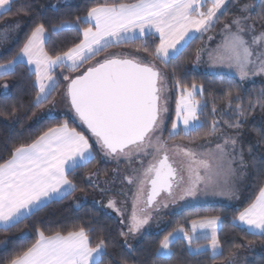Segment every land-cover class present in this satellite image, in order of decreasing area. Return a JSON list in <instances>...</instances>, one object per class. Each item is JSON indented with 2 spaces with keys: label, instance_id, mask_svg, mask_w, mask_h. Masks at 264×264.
<instances>
[{
  "label": "snow or ice",
  "instance_id": "snow-or-ice-1",
  "mask_svg": "<svg viewBox=\"0 0 264 264\" xmlns=\"http://www.w3.org/2000/svg\"><path fill=\"white\" fill-rule=\"evenodd\" d=\"M12 2L0 0V9L11 11ZM239 2L136 0L135 3H99L91 7L84 17H77L75 24L52 26L53 31L71 28L81 33L82 40L67 51L50 55L45 48L46 41L51 39L49 29L43 22H37L19 52L8 63L0 64V78L14 74L20 64L31 66V74L38 85L35 98V106L38 107L49 102V97L59 87L60 80L53 75L55 69L76 71L109 48L141 41L143 52L152 59L113 53L80 75L69 77L61 74L64 80H68L65 96L74 116L90 130L100 152L116 160L123 158L128 164L134 157L151 158L147 166L141 159V167L133 169V175L126 177L129 183L135 181L137 185L136 204L140 203L145 187L150 185V190L143 201L144 207L137 210L134 204L128 232H121V235L139 232L148 224L151 215L147 209L156 203L161 193L173 200L177 197L180 200L195 198L198 193L206 194L209 190L213 194L235 195V183L230 178L236 176L237 169L232 165L238 164L241 169L246 167L244 150L238 147L239 133L223 137V143H217L214 152H197L182 145L170 146L168 140L181 134L191 137L205 126L201 116L208 108V102L197 98L203 95L202 85L192 83L189 87L176 76V68H173V87L178 92L175 120L167 130L168 140L162 139L168 112L167 97L164 96L169 90L168 76L156 62L165 67L170 65L197 38V33L203 34L214 27L219 21L217 13L224 15L226 5H238ZM249 7L244 4L239 8L242 14L225 25L223 41L208 53L212 65L220 66L222 78L225 75L231 77L234 73L244 80L250 74L264 73V32L256 33ZM259 18L264 19V13ZM233 26L235 31H232ZM146 33L159 38V44L151 51L143 40ZM248 34H251L250 38H246ZM0 35L7 39V29ZM199 58L198 52L197 61ZM3 87L6 89L8 86L5 84ZM225 99L229 109H233L235 104L233 111L239 117L232 123L225 121L229 128H242L246 112L253 111L257 105L264 109V90L254 103L249 101L247 109L241 106V97H233L231 90ZM212 111L216 112L215 103ZM51 114L52 110H49ZM218 128L219 123L213 121L212 133ZM260 135L264 139V132ZM248 151L251 152V148ZM169 152L173 156L182 155L183 159L173 160ZM95 159L96 152L89 138L70 127L67 120L56 127H49L31 143L15 147L11 157L0 163V228L16 227L52 202L77 191L76 184L68 178L69 173L86 167ZM212 161L216 162L215 168ZM108 207L115 208V201L110 200ZM226 219L205 216L191 220V232L179 228L175 234L169 233L164 237L158 249L159 257L171 259L175 255L171 245L176 239L186 240L189 250L196 253L207 249H192V244L206 240L213 258L223 256L219 231L223 230ZM231 224L250 235L264 237V186L242 211L231 217ZM90 231L83 226H74L46 234L37 228L35 242L15 252L7 264H103L108 256V245L100 239L93 246ZM230 255L233 258L229 259V264H236L235 254Z\"/></svg>",
  "mask_w": 264,
  "mask_h": 264
},
{
  "label": "trees",
  "instance_id": "trees-1",
  "mask_svg": "<svg viewBox=\"0 0 264 264\" xmlns=\"http://www.w3.org/2000/svg\"><path fill=\"white\" fill-rule=\"evenodd\" d=\"M59 0H15L11 4V11L0 15V33L7 29V39L0 35V64L8 63L23 47L27 36L30 34L35 23L43 22L49 29L50 41H47L46 50L50 55H57L67 51L82 40V35L75 29L67 28L62 31H53L52 26H59L61 23L75 24L77 17H84L87 11L99 3H135L136 0H80L74 5H65L58 7ZM247 4L250 7L252 23L256 25V31L264 32V19H260V14L264 13V0H240L239 4L227 5V11L219 16V21L209 31L204 32L193 39L179 57L165 67L158 64L166 72L170 90L172 92V114L169 121V129L174 118L175 103L178 92L173 87L172 69L176 68V76L181 81L191 86L192 83L203 86L202 102H208V108L205 109L201 120L205 121V126L186 137L183 134L172 139L173 142L184 141L190 144H197L206 141L213 133L211 125L217 121L219 126L228 127V123L239 119L233 109L226 105V95L229 90L232 96L241 97L240 104L244 108L249 107V101L255 102L258 94L264 90L263 84H242L236 77L227 75H213L204 72H198L193 69L195 57L200 46L206 40L207 36L224 24L229 18L238 14L240 5ZM30 6V10H29ZM223 11V10H222ZM19 27H15V25ZM87 25H82L86 27ZM147 42L149 51L159 44L156 37L144 39ZM124 49L136 51L152 58L148 53L143 52L142 43L138 40L134 44H123L107 49ZM107 51L101 53L105 54ZM99 55V56H100ZM97 56V57H99ZM95 57L94 59H96ZM94 59L84 63L76 71H68L65 68L57 70L55 75L60 80L59 87L49 97V102L41 106H35L37 87L35 85V76L31 74L25 64H20L14 74L0 78V87L7 84L9 91L4 94L0 91V163L11 157L12 150L21 144H29L37 139L49 127H56L68 121L70 127H75L77 131L84 134L83 130L73 122L69 117L55 116V103L62 94L68 80H64L59 74L62 70L65 75L75 77ZM180 66L177 68V66ZM215 103L216 112L212 111ZM49 110H52L51 116ZM45 113V117H41ZM48 115V116H47ZM244 131V146L247 150L251 148L249 155V174L248 184L242 201L238 205H202L188 208L179 214L172 215L168 225L152 234H146L132 248L128 249L123 243L124 232L119 220L108 214L103 209L90 203L76 207L74 200L79 194H87L90 186L89 177L98 175L105 178L108 175L109 167L101 163V156L97 149L96 159L86 167L77 168L69 173V179L77 186V191L64 199L52 202L43 210L18 224L16 227L4 230L0 228V264H7V261L13 254L22 250L37 239L36 229L44 230L46 234L50 231L67 230L74 226H83L91 229L90 238L93 246L104 239L108 245V256L104 258L103 264H226L232 257L230 253L245 251L253 246H259V252L253 254V258L248 264H264V237L250 235L240 227H233L231 217L242 211L258 194L259 188L264 186V139L260 133L264 132V109L259 105L253 111L246 112V121L241 128ZM85 135V134H84ZM86 136V135H85ZM90 142V141H89ZM91 144V143H90ZM221 216L227 217L224 221L223 230L219 231L221 243L224 247L223 256L213 258L210 251L192 253L183 239H177L171 245L175 255L171 259H161L158 255L160 242L169 233H174L179 228H184L190 232V223L193 219L202 217ZM125 233V232H124ZM208 243L202 241V245ZM239 245V247H236Z\"/></svg>",
  "mask_w": 264,
  "mask_h": 264
},
{
  "label": "rangeland",
  "instance_id": "rangeland-1",
  "mask_svg": "<svg viewBox=\"0 0 264 264\" xmlns=\"http://www.w3.org/2000/svg\"><path fill=\"white\" fill-rule=\"evenodd\" d=\"M78 0H62L60 4H70L74 3ZM244 5V4H242ZM240 5V7L242 6ZM250 12V8H249ZM242 13L238 11V14L229 18L224 24L219 26L216 31L209 34L203 44L200 46L199 52V61H195L193 64V69L198 72H204L208 74L217 75L221 72L220 66H213L209 60L208 53L211 50L216 49L217 45L221 44L225 36V25L230 24L232 19L236 16L241 15ZM252 23V22H251ZM232 31H235V27L233 26ZM256 33H260L256 31ZM251 34L246 35V38H250ZM211 37V38H210ZM133 52V51H132ZM130 55H138L144 57L145 59H151L140 52L134 51ZM197 57V55H196ZM158 67L164 71V69L158 64ZM83 71V70H82ZM81 71V72H82ZM224 71H227L225 69ZM80 72V73H81ZM165 72V71H164ZM166 73V72H165ZM79 75V74H77ZM231 77H236L239 79L238 74H232ZM239 81L244 84H263L264 85V73H257L255 75L250 74L244 80ZM68 84V82H67ZM67 84L64 87L62 94L60 95L59 99H61L63 93V103L59 109L56 107L58 100L55 103V116L56 117H69L73 120L75 124H77L84 132V134L89 138V143H91L95 149L98 150V145L94 143L95 138L92 136L90 130L87 129L86 125H83L78 118L74 116V112L71 109L70 103L65 96V90ZM168 91L164 93V96L167 97V107L168 112L165 114V131L163 133L162 139L168 140V131L169 129V121L172 114V92L170 90V83L168 78ZM7 94V93H6ZM178 98V97H177ZM175 106V105H174ZM57 108V109H56ZM59 113V114H58ZM46 114L42 113L41 117H45ZM48 116V115H47ZM175 120V112L174 118ZM239 133L238 137V147H242L244 150V160L246 167L243 169L240 168L238 164H233L232 167L237 169V173L235 177H231L230 179L235 183V195H219L213 194L211 190L207 191L206 194L198 193L197 197L195 198H188L185 200H180L178 197L173 200L169 198L165 193H161L159 197H157L156 203L149 207L148 213L151 215V219L149 220L148 224H146L139 232L136 233H129L128 235L124 236L123 243L128 249H132L146 234L156 233L164 229L169 221L170 217L175 214H179L181 211L193 208L202 205H238L245 194L248 184V174H249V165H248V158L250 152L247 150V145L244 146V131L235 128L229 127H220L218 131L213 133V135L207 139L206 141L199 142L197 144H190L184 141H176L173 142L172 140H168L169 145H182L188 146L191 148L196 149L197 152H214L216 149L217 143H223V137L226 136H236ZM202 146V147H201ZM101 156V163L109 167L108 175L105 178H101L98 175H93L88 179V185L90 186L89 192L87 194H79L74 200V204L76 207H80L84 204L90 203L96 207H99L106 211L108 214L116 217L125 233L128 232V227L130 224V218L133 212V206L136 204V195H137V185L135 181L133 183H129L126 179L127 176L133 175V169H139L141 167L140 160H144V166H147V163L151 159L150 157H140V158H133V162L128 164L123 158L120 160L113 159L110 156H105L102 152L98 150ZM169 156L171 159L180 161L183 159L182 155L173 156L172 152H169ZM215 161H212L213 168H215ZM225 166H227V161H225ZM201 174H203V170H201ZM186 177V173H185ZM150 190V185L145 187V191L143 196L141 197V201L139 204H136L137 210L139 208L144 207L143 201L147 198V195ZM110 200H114L116 203L115 208L108 207V203ZM119 209V211H117ZM176 231L173 233L175 234ZM177 240V239H176ZM174 240V241H176ZM184 240V239H183ZM125 241L127 243H125ZM173 241V243H174ZM186 243L187 241L184 240ZM172 243V244H173ZM188 245V244H187ZM189 247V246H188ZM192 249H194L191 246ZM211 251V250H210ZM192 252V251H191ZM259 252V246H253L245 251L236 252L237 255L234 256L236 264H248L250 260L253 258V254ZM235 253V254H236ZM212 254V252H211ZM252 255V256H251ZM231 257L230 259H232ZM229 264V261L226 263Z\"/></svg>",
  "mask_w": 264,
  "mask_h": 264
},
{
  "label": "crops",
  "instance_id": "crops-1",
  "mask_svg": "<svg viewBox=\"0 0 264 264\" xmlns=\"http://www.w3.org/2000/svg\"><path fill=\"white\" fill-rule=\"evenodd\" d=\"M13 1H15V0H13ZM61 1L62 0H59L58 1V3H57V6L58 7H61V6H65V5H74V4H77V3H79V1L80 0H78V1H76V2H74V3H70V4H67V3H65V4H60L61 3ZM12 4V3H11ZM208 6H210V3H209V5ZM227 6V5H226ZM5 12H7V11H5L4 9H0V15H2L3 13H5ZM217 15H218V13H217ZM189 35H192V33H190ZM198 35H200L199 33H197L196 34V36H198ZM148 37H156V38H158V35H153L152 33H146V35L143 37V40L144 39H146V38H148ZM159 39V38H158ZM186 40L188 39L187 37L185 38ZM184 43V41H181V44H183ZM46 44H47V41H46V43H45V48H46ZM121 45H123V44H121ZM118 46H120V45H118ZM116 47V46H115ZM177 47H180V45H178ZM113 53H119V54H128V55H130L131 53H134V51L132 52V51H129V50H124V49H113V50H111V51H107L105 54H103V55H100L99 57H97L96 59H94L91 63H89L84 69H83V71L86 69V68H88V67H90L91 65H93V64H95L97 61H99V60H102L104 57H106V56H108L109 54H113ZM152 59V58H151ZM195 61H196V57H195ZM195 61H194V63H195ZM157 63V66H158V61L156 62ZM26 65V64H25ZM27 66V65H26ZM28 68H29V70L31 69V66H27ZM61 69H63V68H57V69H55L54 70V72H53V75H54V77H56V75H55V72H57V70H61ZM66 70H68V71H70L69 69H67V68H65ZM82 71V72H83ZM31 72V71H30ZM65 72L66 71H64V70H62L61 72H60V76L62 77V75L61 74H63V75H65ZM81 72V73H82ZM81 73H79V75L81 74ZM57 78V77H56ZM35 80H36V78H35ZM5 84H2L1 85V87H0V91L2 92V93H4V94H6V93H8V91H9V87H7L6 89L3 87ZM36 85V84H35ZM8 86V85H7ZM36 87H37V90H38V85H36ZM63 95H64V93H63ZM63 95H62V97H61V99H59L58 100V102H57V104H56V107L59 109V107L60 106H62V103H63V101H62V99H63ZM70 103V102H69ZM56 108V109H57ZM59 114V113H58ZM219 231V230H218ZM190 232H191V227H190ZM202 241H206V240H201L200 242H202ZM208 242V241H207ZM187 244V243H186ZM196 243L194 242L193 244H192V247L194 248V249H196V248H199V249H207V250H204V251H210V248H208V243H206V244H202V245H195ZM200 252H203V251H200ZM239 252V251H238ZM192 253H196V252H193L192 251ZM210 253H211V251H210ZM235 255H237V253L235 254ZM234 255V256H235ZM252 256V255H251Z\"/></svg>",
  "mask_w": 264,
  "mask_h": 264
}]
</instances>
